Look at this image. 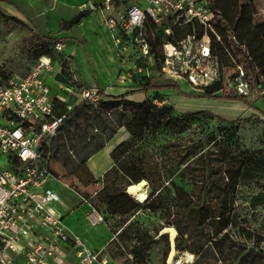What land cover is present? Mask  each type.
<instances>
[{
	"label": "built area",
	"instance_id": "2783aa9c",
	"mask_svg": "<svg viewBox=\"0 0 264 264\" xmlns=\"http://www.w3.org/2000/svg\"><path fill=\"white\" fill-rule=\"evenodd\" d=\"M142 1L143 5L138 0H102L91 5L104 17L119 58V85L140 74L151 75L156 45L149 26L154 25L164 32L156 47L163 55V78L186 82L198 91L222 82L226 91L249 95L253 80L237 59L243 47L233 34L229 46L218 33V25H224L215 0ZM187 27L191 32L179 38L176 30ZM65 46L63 40L55 42L56 56L64 54ZM213 51L228 54L235 69L232 76L226 77V67ZM139 61L145 66H138ZM70 68L73 80L64 83L59 80L60 57L42 56L26 74H13L0 85V264H139L122 244V261L107 247L91 249L53 208L63 203L49 186L61 180L52 169L53 138L78 107L96 105L100 99L99 89L73 84L83 82L73 61ZM89 219L93 225L104 220L95 209Z\"/></svg>",
	"mask_w": 264,
	"mask_h": 264
},
{
	"label": "trees",
	"instance_id": "16d2710c",
	"mask_svg": "<svg viewBox=\"0 0 264 264\" xmlns=\"http://www.w3.org/2000/svg\"><path fill=\"white\" fill-rule=\"evenodd\" d=\"M215 7L221 12L224 25H218V33L225 40H228V33H232L237 44L243 47L242 51H244L247 66L241 59L238 57L237 59L251 72L258 91L263 92L262 100L264 102V21H256L258 15L256 5L253 2L243 3L241 0H215ZM90 14V11H81L71 20L64 21L62 31L69 32L73 27L81 24ZM0 22L4 24L22 23L18 18L7 15L1 9ZM190 32V27L176 30L179 38ZM149 34L150 37L153 36L154 43L159 48L163 42V27L158 29L154 25H150ZM36 37L29 49L31 53L35 51L32 55L33 63L42 56L53 59L60 57L63 77H59V80L64 83L73 80L70 71L73 58L64 54L56 56L54 44L61 39L53 35L39 33L36 34ZM156 47L152 51L153 68L151 67L150 70L156 69L158 76L153 75V73L149 77L140 74L130 82L139 85L142 92H152L151 96L142 102H136L127 98L129 93L110 96L105 94L103 90H99L98 104H82L78 107L73 113L75 120L66 122L53 138L51 147L53 172L61 177L58 170L54 168V165L58 164L61 166L62 172L78 179L84 186L94 183L95 177L88 167L89 160L104 149L121 128H126L131 133V140L129 143H120L112 151L113 165L104 174V181L112 180V183L110 186L104 187L103 195H98L99 201L105 204L108 215L125 218L132 216L142 208L153 213L160 212L165 210L168 202L166 193H169L170 201L174 202V207L177 210L175 211L176 216L171 218L174 215L171 211L173 207L170 205L167 207L168 210H165V212L168 211L167 223L175 226L180 240H183L187 234L188 239H192L193 245L196 247V249L189 248L187 245L184 247L182 242L177 241L178 251L191 250L197 253V247H203L208 242L211 246L210 249L217 257V249L214 245L229 243L228 234L222 233L232 228L238 231L244 241H252L257 248H262L264 236L252 234L237 223L234 218V205L240 188L249 187L254 182L259 184L263 191L253 197L251 208L254 210L259 205L264 204V185H260L264 181V153L261 150L250 151L240 143L241 140L238 138L242 125L258 122L264 128V121L256 116L228 120L208 111L177 112L174 106L165 103L167 96L160 93L159 90L163 88L179 89V93L183 94L180 86L176 83L164 86L154 83L159 77H163L160 74V60L163 59V55ZM214 55L219 56L224 67H234L227 53L214 52ZM67 58H70V62ZM138 66L145 65L139 61ZM73 84L79 88L85 87L84 84ZM200 92L201 98H226L249 102L245 100L248 95L245 97L234 95L232 92L226 91L222 82L204 87ZM201 117L215 118L230 127L211 131L204 138L193 142L192 147L187 148L186 155L178 163L183 166L177 172L179 182L173 181L162 190L158 186H153V190L158 194L154 197L153 192V197L151 196L150 200H147L146 205L143 206L140 201L127 192V189L143 180L149 181L154 173L153 167L146 161L147 154L145 151L154 147L157 142L164 138L170 139L182 135L192 123ZM74 129L81 131V135L77 139L69 138L74 134ZM89 129H91V138H89ZM94 131L98 133H93ZM68 138L72 142L70 148L73 151H76L77 147L81 145L80 152L70 155L71 150L67 145ZM127 148L134 152L131 158L136 161L127 162L125 172L120 175L116 167V155ZM163 191L166 193H162ZM195 192L198 193L196 199L194 197ZM208 194L211 200L216 201L215 206L209 205L205 200V196H209ZM207 228H209L208 236L206 234ZM210 235H213L214 238H210ZM120 239L125 243L136 241L138 245L130 252L133 253L139 264H148V253L156 240L147 231H142L140 228H136L134 223H130L122 231ZM111 248L114 252H109L115 258H123L124 254L117 249L116 245ZM246 251V249L243 250L240 256ZM258 254L262 256L261 260L264 264L263 250ZM199 256L202 255L199 254Z\"/></svg>",
	"mask_w": 264,
	"mask_h": 264
},
{
	"label": "rangeland",
	"instance_id": "374dc122",
	"mask_svg": "<svg viewBox=\"0 0 264 264\" xmlns=\"http://www.w3.org/2000/svg\"><path fill=\"white\" fill-rule=\"evenodd\" d=\"M12 1L14 2L12 3ZM28 1L30 3H32L33 1L36 4L38 3V5H31V7H29L28 9H23L26 8L27 5H25V3L21 2L20 0H0V9L10 16H14L15 12H18L21 15L26 16L29 20H31L35 26H39V24L45 22V20L47 19H49L50 22H53L54 25L56 16L63 17V20H69L67 19L68 16L64 15V9H67V7L71 6H76L78 3H80V0H68L69 3L64 6L62 2L65 1L59 0L55 4L57 10L55 11L54 16H52V14L49 13L48 10L42 14V10L47 8V3H49V7L51 6L52 0ZM92 1L95 2V4L97 5L101 3L102 0H88V2L81 6V8H84L86 11H90L91 14L94 13V15H96V17L98 18L99 23H104V17L100 13H98L97 10H92ZM241 1L243 3H248L251 0ZM252 2L254 5H256V9L258 11L256 21H264V0H253ZM137 3L140 5L144 4L142 0H138ZM17 5L22 6L23 8L18 7ZM21 15L15 17L18 18L22 23L17 24L14 22H10L8 24H4L0 22V83H4L8 79V77L13 74H26L34 64V59L32 55L35 53V51H32L31 53L29 49L37 38L36 34L39 32L38 29L32 23L27 21V19H25ZM64 17L66 18L64 19ZM57 23L58 22H56L55 25H57ZM53 25L51 26V31L54 33L58 32L60 29L53 30ZM45 32L48 33V31ZM229 33L228 37L232 34ZM74 35L79 38L81 37L78 30L74 33ZM60 39L63 40L62 38ZM228 42V45L230 46L231 41ZM78 43L82 44L81 41H79ZM238 52L239 59H241V61L247 66L244 51L238 50ZM65 54L68 53L65 51ZM78 54L81 55V52ZM92 56L93 55L90 54V60L92 59ZM97 57L98 59H100V57L103 58L104 64L110 66L111 58L103 47L101 48V51L99 52V55H97ZM77 68L74 69L75 71H77L78 74ZM234 71V68L226 67V77L228 78L232 76ZM151 73H153V75L158 76V72L156 69H153ZM251 78L253 80L252 74ZM49 82L52 83V79ZM169 82L172 81H169L163 77H159L154 83L158 85L159 83ZM178 83L181 87V90L189 89L190 92L200 93V91L198 90H191V87L186 82L180 81ZM117 87L118 89H127L126 93H129V90L134 91L132 97L136 102L144 101L142 99H139L144 93L137 92L140 91L141 87L139 85H136V83L131 84L129 82L124 86L117 84ZM161 93L165 94L166 96L169 95V92L167 91H161ZM130 94L131 93H129L128 95ZM260 95L261 93L258 91L257 86L253 81L250 93L247 99L245 100L255 103L253 106H255L256 109L261 108L262 110H264V102ZM115 96H117V94ZM221 100L226 101L227 99L222 98ZM237 101L243 102L242 100ZM221 108H227L229 111L231 110L230 105L218 107L219 110ZM233 116L234 115H229V118L227 119L235 120L236 118ZM74 120L75 116L73 114L71 118L67 121V123H69L70 121L73 122ZM224 127L229 128L230 126L224 125L215 118L210 119L208 117H201L198 118L197 121L192 123L189 129L182 135H179L178 137L174 136L170 139L164 138L157 142L154 147L145 151L147 154L146 161L150 166L153 167L154 173L152 174L149 181H142L145 182L144 194L147 195V199L144 202H141L142 205L145 206L146 201L150 200L151 196L153 197V192L155 194L154 197L158 194V192L153 190V186H158L162 190V188L168 187L169 184L173 181L179 182L177 172L181 170L183 166H180L178 163L180 159L184 155H186L187 148L192 147L191 145L193 142L198 139L204 138L211 131H218L223 129ZM77 131L78 130L74 129V134L72 135V137L69 138H79L81 135V131ZM122 131L118 132L117 135H115L114 138L111 140V142L109 143L110 148H115L122 142H130L132 137L130 131H128V129L126 128H123ZM93 133L98 132L94 131ZM91 135V129H89V138H91ZM69 138L67 140V145L71 150L70 155L72 156L73 154L80 152L81 145L78 146L79 148L77 147L76 151H73L70 148L72 142L69 140ZM238 138L241 140L240 143L250 151L261 150L264 153V128L260 123L254 122L251 124L247 123L245 125H242V130L239 131ZM107 152L108 151L103 152L98 157V160L100 161L99 164H101L102 167L108 163ZM133 155L134 152L129 148H127L126 150H121L116 155V167L119 170L120 175H123V173L125 172V164L127 162L132 163L136 161L134 158H131ZM54 168L57 169L58 173L61 175V180L50 181L49 186L61 196V199L64 203L63 205H57L56 211L58 214L62 213V215L65 217L64 220L66 221L67 227L74 234L75 232L81 234V236L88 242L89 246L93 249L103 246L107 247L108 251L114 252L111 247H114L116 245L117 249L120 250L119 245L122 244L125 250L130 252L131 249L138 245V243L136 241H128L125 243L123 240L120 239V235L127 225H129L130 223H134L136 225V228H140L142 231H147L156 240V243L152 246V249L148 253V264H170L168 262V255L170 252V235L167 233L161 236L160 234L166 228H175L174 225H169L167 223L168 211L165 212L167 207L169 205L173 207L171 208V211L174 215L171 218H174L176 216L175 211L177 209L174 207V202L170 201V194L164 192L166 189L162 192L166 193L168 200L165 206V210L153 213L148 211L146 208H142L141 210L129 217H112L108 215L105 204L101 203L98 198L99 194L103 195L104 187L111 185L112 180L105 182L104 176L99 179L94 176L95 182L90 183L88 186H84L78 179L71 177L70 174L62 172L60 165L55 164ZM260 185H264V181H262ZM262 191L263 188H261L256 182L252 183L249 187H241L239 192L237 193L236 202L234 205V218L237 220V223L241 227H244L245 229L249 230L252 234L264 236V204L259 205L254 210L251 208V200L253 199V197L258 195ZM197 195L198 193L195 192V199ZM210 198V195L205 196V200L207 201V203H209V205L212 204L213 206H215L214 204H216V201L211 200ZM86 200L88 202H86ZM94 209L98 212V214L102 215L104 218L102 222H99L96 225H93L89 219L90 211L92 212V210ZM225 233L228 234L230 242L225 244L214 245V247L217 249V257L213 250L210 249L211 246L207 242L203 247H197V253H194L191 250L181 252L178 251L176 248L177 252L175 260L188 259L187 254H192V262L186 264H194L195 262H197V264H262V256L258 253H260L262 250L264 253V246H262V248H257L252 241H244L240 237L238 231L234 228L228 229L227 232L225 231L222 234ZM206 234L207 236L209 235V228H207ZM209 237L214 238L213 235H210ZM177 241H179V243L182 242L184 247L187 245V247L189 246V248L196 249V247L193 245V240L188 239L187 234L183 237V240L177 238L176 245ZM109 244H111V246L108 247ZM245 249L247 251L244 254H241L242 256H240V253ZM120 251L122 252V254H124L123 250ZM199 254H201L202 256H199ZM120 260L121 259H119V261Z\"/></svg>",
	"mask_w": 264,
	"mask_h": 264
},
{
	"label": "crops",
	"instance_id": "0c3cea01",
	"mask_svg": "<svg viewBox=\"0 0 264 264\" xmlns=\"http://www.w3.org/2000/svg\"><path fill=\"white\" fill-rule=\"evenodd\" d=\"M21 2L25 3V5H27L26 8H23L22 6H18L21 7L23 9H28L29 7H31V5H38V3H34L32 1V3H30L28 0H20ZM31 1V0H30ZM59 0H52V4L49 7V3H47V8L42 10V14L44 12H46L47 10L49 11V13L52 14V16H54L56 9V2H58ZM65 2H62V4H64V6L69 3L68 0H63ZM253 0H251L250 2H252ZM5 2V1H3ZM14 1H12L13 3ZM88 2V0H80V3H78L76 6H71V7H67V9H64L63 12L65 16H68L67 19L71 20L72 18L76 17L81 11L80 8L81 6H83L84 4H86ZM93 2V1H92ZM95 3V2H93ZM65 7V8H66ZM67 11V12H66ZM97 12V11H95ZM99 13V11H98ZM21 15L18 12H15L14 17ZM23 16V15H21ZM25 19H27V21H29L30 23L33 24V22L31 20H29L26 16H23ZM71 17V18H69ZM66 17H64L65 19ZM69 20H63V17H57L56 16V20L54 21V25L53 22H50L49 19L45 20V22L39 24V26H34L38 29L39 34L42 35H53L57 38H62L63 41H65L66 46L64 48V54L65 51L68 54H65L67 56H70L73 58V65L74 68L78 69V78L83 82V84L87 87L90 88H97L99 90H103L105 92V94L110 95V96H115L117 94V96L125 94L127 89H118L117 87V79L121 73V65H120V61L119 58L117 56L116 50L114 48L112 39L104 25V23H99L98 18L96 17V15L90 14L89 17H87L86 19H84L81 24L73 27L69 32H65L62 31V23L64 21H69ZM57 23V25H55V23ZM53 25V30L56 29H60L58 32L54 33L51 31V26ZM79 31L80 33V38L75 36L74 33L76 31ZM43 31V32H41ZM45 31H48V33H46ZM78 40V41H77ZM79 41L82 42V44L78 43ZM82 47V48H81ZM104 48L107 53L109 54L110 58H111V63L110 66H107L104 64V59L100 57V59H98L97 55H99V52L101 51V48ZM80 49L81 55H79L78 53ZM90 54H92V59L90 60ZM75 60H76V64H75ZM77 73V71H76ZM167 84H174L172 82L169 83H159V86H164ZM179 85V84H178ZM124 86V85H123ZM181 88V87H180ZM192 90V89H191ZM131 93L130 95H128V98L135 101L134 98L132 97V94L134 93V91L129 90ZM160 93L161 91H167L169 92V95L167 96V100L165 101L166 104L168 105H172L175 107V109L177 110V112L179 113H189V112H197V111H208L211 112L214 115L220 116L224 119L229 118V115H234L233 117H235L236 119H244V118H249L252 116H256L259 119H261L262 121H264V110H262L261 108L256 109L255 106H253L255 103L252 102H240L237 100H232V99H227L225 100H221L222 98H201L200 97V93L197 92H190L189 89H183L181 90V92L183 94L179 93V89H160L159 90ZM194 91V90H193ZM137 92H141L142 91H137ZM142 94L141 98L142 100H146L148 97L151 96L150 93L152 92H148ZM261 95L260 97H262V93L260 92ZM142 100H138V101H142ZM214 100V101H213ZM216 100H221V101H216ZM254 100V99H253ZM257 100V99H255ZM224 105H230L231 106V112L227 109V108H221L220 110L218 109L219 106L223 107ZM264 108V107H263ZM236 115V116H235ZM232 118V117H230ZM230 120V119H228ZM123 128H121L119 130L122 131ZM123 132V131H122ZM111 141H109L110 143ZM109 143L106 145V147L104 149H102L99 153H97L96 155H94L88 162V166L89 169L91 170L92 174L96 177V178H101L104 176V174L112 167L113 165V161H112V151L114 150V148H110L109 147ZM105 151L107 152L108 155V163L105 166H101L100 161L98 160V157ZM63 202V201H62ZM62 204H54L53 208L56 210V206L57 205H63ZM57 212V211H56ZM91 213V211H90ZM61 216L62 213L60 214ZM63 218L65 219V217L63 216ZM65 221V220H64ZM66 223V221H65ZM75 234L77 236H79L82 240L85 241V243L89 246L88 242L81 236V234H79L78 232ZM90 247V246H89ZM91 248V247H90ZM102 247H97V248H91L93 250H100L102 249Z\"/></svg>",
	"mask_w": 264,
	"mask_h": 264
},
{
	"label": "bare ground",
	"instance_id": "6f19581e",
	"mask_svg": "<svg viewBox=\"0 0 264 264\" xmlns=\"http://www.w3.org/2000/svg\"><path fill=\"white\" fill-rule=\"evenodd\" d=\"M144 187H145V182H142L141 181L138 184L131 185L128 188V192L131 195H133V197H135L136 199H139L141 197H145L146 196V194H144V189H145ZM187 255H188V259L175 260V257H176V253H175V257H173V259H170L168 262L170 264H186V263H191L192 262V259H193V255L192 254H187Z\"/></svg>",
	"mask_w": 264,
	"mask_h": 264
},
{
	"label": "water",
	"instance_id": "95a60500",
	"mask_svg": "<svg viewBox=\"0 0 264 264\" xmlns=\"http://www.w3.org/2000/svg\"><path fill=\"white\" fill-rule=\"evenodd\" d=\"M232 94L235 95L234 92H232ZM237 95V94H236ZM246 95H242V97H245ZM133 196V195H132ZM147 199V195L145 197H141L137 200H139L140 202H144L145 200ZM169 234L170 235V252H169V255H168V261L170 259H173V257H175V253H176V239L179 237V233L178 231L175 229V228H166L164 229L162 232H161V236L164 235V234Z\"/></svg>",
	"mask_w": 264,
	"mask_h": 264
}]
</instances>
